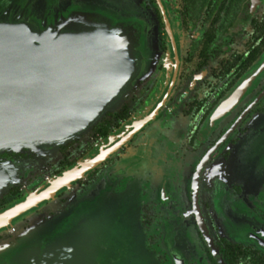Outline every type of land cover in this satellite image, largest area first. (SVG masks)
<instances>
[{
  "label": "flooded vegetation",
  "instance_id": "af4514ba",
  "mask_svg": "<svg viewBox=\"0 0 264 264\" xmlns=\"http://www.w3.org/2000/svg\"><path fill=\"white\" fill-rule=\"evenodd\" d=\"M22 2L13 6L38 29L82 13L137 39L127 90L83 134L57 146L66 155L89 134L90 149L138 109H155L85 173L89 195L99 188V167L116 177L113 189L132 181L151 198L158 185L159 198L174 199L181 225L194 232L196 264H264V0ZM35 158L4 152L0 163L20 169L22 180L38 167ZM13 187L7 192L17 195ZM73 197L61 195L44 216L28 222L35 212L1 232L0 264H69L74 252L61 253L45 236Z\"/></svg>",
  "mask_w": 264,
  "mask_h": 264
},
{
  "label": "water",
  "instance_id": "95a60500",
  "mask_svg": "<svg viewBox=\"0 0 264 264\" xmlns=\"http://www.w3.org/2000/svg\"><path fill=\"white\" fill-rule=\"evenodd\" d=\"M135 39L83 15L42 31L0 20V153L60 143L86 130L135 72ZM154 111L132 115L90 156L1 210L0 232L120 148ZM7 182L0 172V190Z\"/></svg>",
  "mask_w": 264,
  "mask_h": 264
},
{
  "label": "rangeland",
  "instance_id": "374dc122",
  "mask_svg": "<svg viewBox=\"0 0 264 264\" xmlns=\"http://www.w3.org/2000/svg\"><path fill=\"white\" fill-rule=\"evenodd\" d=\"M14 2L1 0L0 20L12 24L21 23L37 31L58 25L71 17L83 15L82 13H75L66 19L61 18L54 21L53 24L46 27L40 26L38 29L25 19L21 10L17 7L18 5L13 6L15 5ZM20 2L23 3L22 0H18V3ZM92 22L110 26L103 21ZM124 29L127 30L128 28ZM136 40L133 41V53ZM132 77L119 95L127 90ZM119 95L106 106L97 119L102 116ZM153 96L155 97V93ZM137 111L142 112L141 109ZM115 131H111L109 136ZM83 132L80 134H83ZM89 136V134L83 135L78 142L67 150L66 155H60L57 146L74 137L60 143L41 145L34 149L24 148L16 152L4 151L7 153H32L36 157L38 167L20 180L18 178L20 169L11 167L10 164L5 162L0 163V172H3L4 176L8 178L7 184L0 190V211L19 203L25 196L62 173L67 167L80 163L90 156L102 140L95 141V145L88 149ZM64 156L65 160L72 163L65 165L66 161H62ZM100 169L102 168L97 169L99 170L97 175H100L99 188L94 189L91 196L89 195V192L92 191L91 184L86 186V177L84 176L88 169L81 178H78L79 183L73 184L74 180L66 190L59 191L53 199L34 211L33 213L36 212V214L28 222L37 220L51 209L58 207L61 204V199L58 197L61 195L62 198H67L65 200L74 195L73 201L64 207L61 216L59 215L58 218L50 222V229L47 230L45 236L49 241L55 240L58 247L65 248V250H61V253H67L68 249L74 252L69 264H175L172 254L177 255L185 264H196L194 232L181 225L179 211L174 199H172V202L167 199L162 201L159 198L158 185L155 189H152L154 192L151 198L143 195L147 193L144 187L137 189L136 184L132 181H125L123 188L113 189L112 186L117 181L116 177L107 171L101 172ZM12 185L17 190V195L7 192V189ZM143 209L147 213H144ZM144 215L148 220L145 224L142 223ZM185 218L184 216L181 220L185 221ZM17 223L19 222L12 225L16 226Z\"/></svg>",
  "mask_w": 264,
  "mask_h": 264
}]
</instances>
